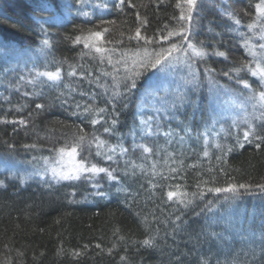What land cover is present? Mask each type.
I'll list each match as a JSON object with an SVG mask.
<instances>
[{"label": "trees", "instance_id": "16d2710c", "mask_svg": "<svg viewBox=\"0 0 264 264\" xmlns=\"http://www.w3.org/2000/svg\"><path fill=\"white\" fill-rule=\"evenodd\" d=\"M260 2L198 0L189 39L208 52L225 51L228 58H200L188 50L181 61L191 65L195 84L187 68L177 69V64L146 71L137 67L142 72L137 89L115 100L111 93L126 92L124 77L134 62L145 57V49L151 53L180 42L175 36L147 45L129 40L139 24L136 13L147 19L142 35L159 37L185 26L179 19L187 8L182 0H126L122 9L116 6L118 0H86L87 16L78 11L77 0H65L69 6L57 7L54 23L50 20L54 13L35 10L32 0H0V41H4L0 46V264H203L205 260L264 264V192L256 187L264 185V143L257 148L259 141H244L248 125L240 120L243 101L256 105L257 112L247 108L245 112L257 133L264 135L259 127L262 109L230 71L252 59L245 38L257 45L258 53L264 43L259 28L246 27L255 19V5ZM102 3L108 8L97 7ZM230 12L240 19L239 25ZM97 26L109 32L88 43L109 49L103 56H110L111 63L106 58L102 62V54L83 43H74L78 35L99 31ZM44 39L52 47L41 51ZM58 64L62 81L41 77L28 82L35 71H53ZM70 65L76 76L67 75ZM207 68L215 69L214 83ZM226 71L230 76L223 75ZM240 78L257 92L264 90L258 78L246 71ZM150 82L154 98L142 102ZM187 84L190 87L184 89ZM82 92L87 95L81 96ZM181 95L187 97L183 104L177 99ZM212 96L222 119L211 112ZM77 103L106 108L102 122L92 125L90 120L97 117L76 110ZM36 104L46 107L38 110ZM113 104L118 124L114 134H108L103 127L114 118ZM93 134L110 146L128 149L121 154L117 148L113 161L90 157L102 167L116 169L118 180L104 174L71 181L40 175V164L57 155L53 149L80 135L86 137L83 155L87 156V140ZM171 134L176 136L169 144ZM33 144L35 148L24 147ZM138 145L152 152L145 153ZM97 183L99 187H93ZM229 183L252 187L238 196L207 191ZM177 184L189 194L187 207L163 196L168 186ZM224 212L232 218L217 220ZM149 237L155 241L151 247L142 244Z\"/></svg>", "mask_w": 264, "mask_h": 264}, {"label": "snow or ice", "instance_id": "6c2138e0", "mask_svg": "<svg viewBox=\"0 0 264 264\" xmlns=\"http://www.w3.org/2000/svg\"><path fill=\"white\" fill-rule=\"evenodd\" d=\"M35 10L37 11H47L54 13L50 20L54 23L58 17L55 15L57 7H67L69 5L65 4V0H32ZM182 2L187 5L186 11L182 10L181 15L179 17L180 20L185 21V26L175 29V30H168L166 35H160L159 37L153 35L148 36L146 34L142 35V28L145 27L147 24V19L140 17L139 13H136V19L139 21V24L135 29H133V35H130L128 37L129 40H136L138 43L143 42L144 44H152L156 43L158 41H168L172 37H180L179 43H170L168 47H160L159 50L153 49L151 53L147 52V49H145V57L141 59L138 62L133 63L132 70L129 71V73L124 77L125 83V89L126 92L122 93L120 91H113L111 93V98L115 100H119L120 98L124 97L126 94H131L133 90L137 89V83L138 79L142 75V72L137 71V67L143 70L148 69H157L158 67L168 68L170 67L174 61L179 60L180 57L175 56L174 53L176 52H182L185 55L188 54V50H191V53L197 57L205 58L208 56H218L223 57L227 59V53L222 50L213 49L212 52L206 51L203 46L197 47L196 44L192 42V40L189 39L191 36L192 31V13L196 11L198 0H182ZM202 2V0H201ZM77 4L79 5L78 11L82 12L83 15L87 16L88 13L83 11V9L87 6H89L86 3V0H77ZM126 0H118L117 7H120L121 9L125 6ZM97 7L107 9L108 4L102 3L100 5H97ZM134 7V5H133ZM256 9V17L254 20L249 22L246 27L248 29H257L259 28L261 30V39H264V0H261L260 3H257L255 5ZM228 15L234 20L235 24L239 25L241 23L240 19L236 18V14L234 12L228 13ZM48 20H44L43 23H48ZM103 23V22H102ZM108 23H114L113 21H108ZM100 28L99 31H93L89 30L87 35L84 36L78 35L74 39V43L81 44L83 43L84 47L89 48L90 50L94 51L95 53L102 54V62L103 58H106L109 63H111V57L106 56L104 57L103 54L108 53L110 50L102 47L97 46L96 44H89L88 41L95 38L96 40H102L104 37V34L109 32V29L106 27L97 26ZM167 27V26H166ZM241 36H245L244 33H241ZM4 44V41H0V46ZM41 51H44V49H50L52 47L50 41L48 39H44L42 42ZM186 46V47H185ZM244 47L247 49V55H249L252 59L251 61L244 62L242 61L239 66H234L230 71L231 73L235 74L237 77V82L242 83L245 88H248L251 90V95L249 96V99L252 101H255L257 104L261 106V115L259 117L261 123L259 127L261 129H264V90H261L257 92L255 89L251 88V85L248 83L247 80H243L240 78V73L242 71H246L249 73L252 77L258 78V81L261 84V87L264 88V44H260L258 47L260 49L259 53L255 50L257 45L252 44L247 38L244 39ZM114 51V50H111ZM69 71L67 73L68 76H76L77 72L72 66H69ZM206 74L208 75L210 82L214 81V75H215V69L207 68L205 69ZM105 75H109V73H105ZM224 76H230V72L226 71L223 72ZM63 69L62 66L59 64L55 67V70L53 71H35L34 76L31 80H29V83H35L38 79L41 77H46L48 81H51L53 83L62 81L63 80ZM231 78V77H230ZM23 79V78H22ZM192 83H196V77L194 76ZM116 87L118 88L119 85L117 84ZM152 88V83L146 85L145 91H149ZM27 95V93H25ZM81 96L87 95L86 93H80ZM178 102L183 104L187 97L185 96H178ZM95 98L93 97V101ZM125 108L127 107V104L125 103L123 105ZM36 109L43 110L45 109V104H36ZM76 110H82L83 114H89L92 116H95L97 118H93L90 120V123L92 125L100 124L102 122L101 114H104L107 109L106 108H100V107H94L93 104L85 103L81 105L80 103H77L75 105ZM112 111L114 113V118L110 121V125L103 127V132L108 134H114L116 125L118 124V119L115 117H118L119 113L116 111V105H112ZM73 114H76L75 112ZM253 119L255 117L253 116ZM247 123L246 130L243 131V140L251 143L252 139H255L256 141H259L260 143L256 144V147L259 148L261 146V143H264V135H259L256 130V125L252 123L249 120L245 121ZM12 123H16V121H12ZM19 123H26L24 120H20ZM104 123H108L107 121H104ZM148 123V122H145ZM150 130V125H149ZM190 131V130H186ZM165 135H169V133H165ZM252 138V139H250ZM85 141L86 137L84 135H80L74 142L70 144H65L64 146H61L59 148L53 149L57 153V164L60 165L59 168L57 167H51L50 171L53 175V178L57 181H63V180H80L81 178L84 179H94L99 174H104L109 180L116 181L118 180V177L114 175V173L117 171L114 168L111 167H102L99 165V163H94L90 159L91 156L95 155L96 157L102 158V160L106 161H113L114 160V154L117 151V148H119V151L121 154H126L128 149L123 148L120 145L116 146H110L108 144L107 140L101 139L100 136H97L93 134L92 138L90 140H87V156L83 155L85 152ZM237 143H240L238 140ZM95 146V152H92V146ZM240 146L243 147V143H240ZM25 148H35L36 145H25ZM145 153H151L152 149L148 148L144 145H138ZM217 147H220V145H217ZM231 148H228V151H231ZM207 155V152L204 153ZM67 159V164H65V160ZM135 168V165H133ZM175 171V169H173ZM133 174H135L133 172ZM174 178V177H173ZM2 183V182H0ZM151 183V182H150ZM207 183V182H205ZM93 187H99V184H94ZM155 187V185H154ZM199 187V185H198ZM252 186L247 184H234L229 183L225 187H210L207 189L208 192H214V193H232L236 196L241 194V190H248ZM257 188L261 190V192H264V185H257ZM98 195H103V193H97ZM194 195V194H193ZM163 196L167 198L168 201H172L173 203H179L183 204L185 207L188 206V203H190V200H187L186 198L189 196V194L182 190L181 185H172L168 186V190L163 193ZM211 203V202H209ZM176 220H180V216L176 217ZM123 239V237H121ZM154 238H145L142 241V244L145 246H153L154 245ZM99 247V245H97ZM264 250V249H262ZM203 264H208V261L205 260Z\"/></svg>", "mask_w": 264, "mask_h": 264}, {"label": "rangeland", "instance_id": "374dc122", "mask_svg": "<svg viewBox=\"0 0 264 264\" xmlns=\"http://www.w3.org/2000/svg\"><path fill=\"white\" fill-rule=\"evenodd\" d=\"M261 35V34H260ZM264 44V43H263ZM182 55L183 56H185V54L184 53H182L181 54V56H180V59L179 60H177V62L175 61V62H173V64L172 65H176L177 64V69H184V70H186V68H187V75H188V78L189 77H191L192 75H193V73H192V67H191V65H187L185 62H183V61H181V59H182ZM181 63V64H180ZM171 70V69H170ZM191 78H193V77H191ZM181 85H182V83H181ZM190 86H189V84H187L186 86L185 85H183V88L184 89H187V88H189ZM154 91L155 90H153V89H150L149 91H144V93H143V99H142V102H149L150 103V101L154 98ZM215 91V90H214ZM220 96V94L219 93H217V95H216V97H219ZM62 99L60 98L58 101H61ZM62 102V101H61ZM210 109H211V112L213 113V115H215L216 116V119L218 120V119H222V116H223V114L221 113V112H219V111H217L218 109L216 108V103H215V100H213V96L211 97V100H210ZM49 105L50 106H52V103L50 102L49 103ZM214 105V106H213ZM246 108H247V110H251V112H252V114L253 113H255V112H257V107H256V105H252L251 103H247V101H243V107L241 108V116H240V120H241V122L242 121H246V120H249V114H247L245 111H246ZM237 114H238V110H237ZM236 114V115H237ZM176 136V134L175 135H173V134H171L170 135V138H168L169 140H167V143H169V144H171L172 142H174V137ZM182 144V143H181ZM57 159H58V157H57V155L55 156V157H53V158H51V159H46L43 163H41L40 165H41V167H40V169H38V171H39V173H40V175H42V176H46L47 174L48 175H50V178H53V175H52V173H51V171H50V169H51V167H57V168H59L60 167V165L59 164H57ZM65 164H67V159L65 160V162H64ZM6 163H4V165H5ZM40 165H38V166H40ZM37 166V167H38ZM226 217V218H225ZM229 219V218H232L231 216H230V213H226V212H224L222 215H221V217H218L217 218V220H219V221H222L223 219ZM234 231H236V229H234ZM232 232V231H231Z\"/></svg>", "mask_w": 264, "mask_h": 264}]
</instances>
